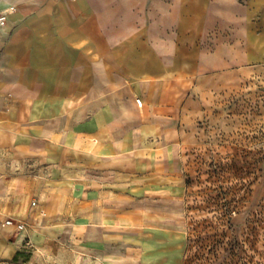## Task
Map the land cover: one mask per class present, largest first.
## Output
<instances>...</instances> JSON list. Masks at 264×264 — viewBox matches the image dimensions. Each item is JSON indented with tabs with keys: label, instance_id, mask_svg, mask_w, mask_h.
Instances as JSON below:
<instances>
[{
	"label": "crops",
	"instance_id": "crops-1",
	"mask_svg": "<svg viewBox=\"0 0 264 264\" xmlns=\"http://www.w3.org/2000/svg\"><path fill=\"white\" fill-rule=\"evenodd\" d=\"M0 13V264H140L125 257L141 250L124 245L125 191L152 172L142 162L173 156L194 95L238 51L264 50V0H0Z\"/></svg>",
	"mask_w": 264,
	"mask_h": 264
},
{
	"label": "rangeland",
	"instance_id": "rangeland-1",
	"mask_svg": "<svg viewBox=\"0 0 264 264\" xmlns=\"http://www.w3.org/2000/svg\"><path fill=\"white\" fill-rule=\"evenodd\" d=\"M236 60L218 85L194 95L173 156L142 160L152 172L125 191V213L137 221L121 232L125 246L141 250L126 258L264 264V50L238 51Z\"/></svg>",
	"mask_w": 264,
	"mask_h": 264
},
{
	"label": "built area",
	"instance_id": "built-area-1",
	"mask_svg": "<svg viewBox=\"0 0 264 264\" xmlns=\"http://www.w3.org/2000/svg\"><path fill=\"white\" fill-rule=\"evenodd\" d=\"M4 20H5V16H4V14H1V13H0V24H2V23L4 22ZM137 103L139 104V100H137ZM32 204H35V203L32 202ZM18 227L21 228L22 225L19 224Z\"/></svg>",
	"mask_w": 264,
	"mask_h": 264
},
{
	"label": "trees",
	"instance_id": "trees-1",
	"mask_svg": "<svg viewBox=\"0 0 264 264\" xmlns=\"http://www.w3.org/2000/svg\"><path fill=\"white\" fill-rule=\"evenodd\" d=\"M19 253V252H18Z\"/></svg>",
	"mask_w": 264,
	"mask_h": 264
}]
</instances>
